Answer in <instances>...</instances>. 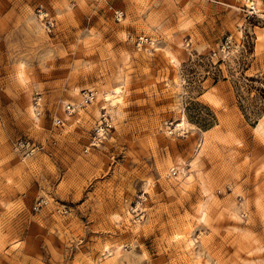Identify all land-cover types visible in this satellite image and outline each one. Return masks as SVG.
Listing matches in <instances>:
<instances>
[{"label":"rangeland","instance_id":"rangeland-1","mask_svg":"<svg viewBox=\"0 0 264 264\" xmlns=\"http://www.w3.org/2000/svg\"><path fill=\"white\" fill-rule=\"evenodd\" d=\"M243 3L0 0V264H264V0Z\"/></svg>","mask_w":264,"mask_h":264},{"label":"built area","instance_id":"built-area-1","mask_svg":"<svg viewBox=\"0 0 264 264\" xmlns=\"http://www.w3.org/2000/svg\"><path fill=\"white\" fill-rule=\"evenodd\" d=\"M249 12L251 15H256L255 10L253 8H250ZM112 13H113L114 19L117 22H119L121 20V18L123 17V12L120 10H117V9L112 10ZM42 16H43L42 19L44 20V27L49 31L50 27H52V22H51V20H49L46 17V14H42ZM134 43H135V47L139 48L141 44L145 45V44L149 43V40L147 37L141 36V37L136 38ZM84 95L86 98V102L89 101L90 96H93L91 94V92H86V93H84ZM67 111H68V108H67ZM102 120H103V122H105V125H106L107 120H106V117L104 115L102 116ZM57 124H59V122ZM13 150L15 152H22V155L25 158H27V157H31L34 154L36 147L33 144L31 145L28 141L19 140L16 143H14Z\"/></svg>","mask_w":264,"mask_h":264},{"label":"bare ground","instance_id":"bare-ground-1","mask_svg":"<svg viewBox=\"0 0 264 264\" xmlns=\"http://www.w3.org/2000/svg\"><path fill=\"white\" fill-rule=\"evenodd\" d=\"M242 2H244L245 4H247L248 6H253V4L251 3V0H241ZM243 3V4H244ZM244 4V5H245ZM246 6V5H245ZM38 18H41L42 19V17L41 16H39ZM43 24L41 23V26H42ZM91 94H92V92H91ZM93 95V94H92ZM120 95H121V91H120V89L119 88H114V89H112V91L110 92V93H107L106 95H104L103 97H102V100L104 101V102H106V103H108L109 105H110V107L112 106H116V105H118V104H120V102H121V97H120ZM82 96L84 97V99L86 100V98H85V95L84 94H82ZM92 98H93V96H90V99H89V101H91L92 100ZM68 108V107H67ZM66 108V109H67ZM108 123V122H107ZM185 125V123H184V121H182L181 123H179V124H177V127H183ZM184 130V129H183ZM97 134H98V138H102L103 136H104V130L102 129V128H99L98 129V132H97Z\"/></svg>","mask_w":264,"mask_h":264}]
</instances>
